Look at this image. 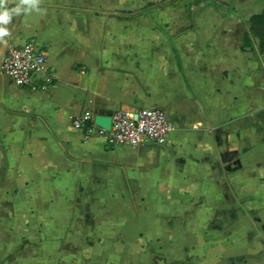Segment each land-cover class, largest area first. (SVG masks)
<instances>
[{"label":"crops","instance_id":"crops-1","mask_svg":"<svg viewBox=\"0 0 264 264\" xmlns=\"http://www.w3.org/2000/svg\"><path fill=\"white\" fill-rule=\"evenodd\" d=\"M8 8L20 0H3ZM264 0H39L0 38V264H264ZM34 40L52 84L2 71ZM165 110L109 146L86 110Z\"/></svg>","mask_w":264,"mask_h":264},{"label":"built area","instance_id":"built-area-1","mask_svg":"<svg viewBox=\"0 0 264 264\" xmlns=\"http://www.w3.org/2000/svg\"><path fill=\"white\" fill-rule=\"evenodd\" d=\"M12 83L32 91L44 90L53 82L46 51L34 40L9 48L2 66ZM73 125L86 136L103 137L109 146L138 147L146 143L164 145L174 126L168 113L159 108L138 111L116 110L109 130L95 122V114L86 110L74 118Z\"/></svg>","mask_w":264,"mask_h":264},{"label":"clouds","instance_id":"clouds-1","mask_svg":"<svg viewBox=\"0 0 264 264\" xmlns=\"http://www.w3.org/2000/svg\"><path fill=\"white\" fill-rule=\"evenodd\" d=\"M39 0H20L13 8L4 5L0 0V38L9 34L8 25L11 23L14 15H20L33 10H38Z\"/></svg>","mask_w":264,"mask_h":264},{"label":"trees","instance_id":"trees-1","mask_svg":"<svg viewBox=\"0 0 264 264\" xmlns=\"http://www.w3.org/2000/svg\"><path fill=\"white\" fill-rule=\"evenodd\" d=\"M250 34L257 39L258 51L264 61V11L253 16Z\"/></svg>","mask_w":264,"mask_h":264},{"label":"water","instance_id":"water-1","mask_svg":"<svg viewBox=\"0 0 264 264\" xmlns=\"http://www.w3.org/2000/svg\"><path fill=\"white\" fill-rule=\"evenodd\" d=\"M95 122L100 127H103L107 130L110 129L112 123V113L108 114H95Z\"/></svg>","mask_w":264,"mask_h":264}]
</instances>
